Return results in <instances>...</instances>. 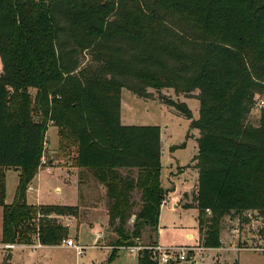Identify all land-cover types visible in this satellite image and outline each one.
Returning <instances> with one entry per match:
<instances>
[{"label": "trees", "instance_id": "16d2710c", "mask_svg": "<svg viewBox=\"0 0 264 264\" xmlns=\"http://www.w3.org/2000/svg\"><path fill=\"white\" fill-rule=\"evenodd\" d=\"M0 58L2 243L53 246L69 236L57 217L76 216L77 205L26 196L50 122L60 149L74 151V166L105 184L115 244H135L146 228L159 231L169 193L161 181V127L122 123L123 88L142 97L170 88L199 100L197 118L186 102H165L200 132L193 165L203 245H221L227 216L253 212L264 232V106L257 124L247 121L264 94V0H0ZM8 168L19 170L11 204ZM138 264L159 263L144 250Z\"/></svg>", "mask_w": 264, "mask_h": 264}, {"label": "rangeland", "instance_id": "374dc122", "mask_svg": "<svg viewBox=\"0 0 264 264\" xmlns=\"http://www.w3.org/2000/svg\"><path fill=\"white\" fill-rule=\"evenodd\" d=\"M89 57L83 58V64H87ZM2 62L0 58V75ZM149 96L142 97L133 91L123 88L121 92V120L124 124L134 125H158L161 127L162 155H161V181L164 188L176 191L183 195L187 193V201L196 205L195 191L197 186L198 170L194 167L193 157L198 153V138L200 132L191 127V119L181 114L176 108L167 104L165 99L184 101L192 110L194 118L199 116V100L196 97H188L184 94H176L173 89L163 88L156 90L149 88ZM198 91L196 90L195 93ZM32 93L35 91L32 89ZM256 105L247 121L253 124L259 122L260 110L264 106V94H257ZM44 159L46 163L39 168L31 185L35 191H26L27 200L30 203L42 201L45 204L77 205L76 216L66 215L57 217V220L69 227V236L79 243L88 245L84 253L78 256L75 250L65 246L43 245L39 242H17L16 248L0 246L1 264H105L113 249H117L116 258L109 264H137V254L131 253L124 245H116L117 234L109 220L110 202L105 184L100 182L93 170H81L74 168L71 155L59 147L58 128L53 122L49 123L46 133ZM49 168V169H48ZM121 172L137 176L138 170H125ZM19 184V170L8 168L6 170V202L11 204L15 200ZM104 185V186H103ZM187 185L188 191H184ZM39 190H36L37 188ZM59 187V188H57ZM104 188V189H103ZM167 198V197H166ZM134 210L140 205V190L133 192ZM170 201V200H169ZM97 202V203H95ZM1 211V208H0ZM197 208H183L175 210L169 203L161 208L160 223L168 230L182 233L196 231L198 229ZM1 215V213H0ZM133 215L127 226L131 227L134 221ZM233 221H232V220ZM225 217L222 229L228 231L227 245L233 238L230 229L239 222L241 228V243L247 238H253L255 234L263 235V221L243 216ZM1 231V217H0ZM102 231L104 237L97 239V232ZM201 234L200 230L199 233ZM229 234V235H228ZM202 235V234H201ZM202 240V238H201ZM135 244L152 245L159 242V231L154 232L146 228L141 238H135ZM0 243L1 239H0ZM222 243V241H221ZM98 244L99 247L92 245ZM195 246L198 244H180L171 246ZM168 246V245H167ZM170 246V245H169ZM228 251L229 257L225 264H264V253L251 249ZM200 249H192L189 256ZM9 253V258L6 255ZM155 260V259H154ZM157 261V260H155ZM175 260L174 262H177ZM158 262V261H157ZM159 263V262H158ZM163 264V263H162Z\"/></svg>", "mask_w": 264, "mask_h": 264}, {"label": "built area", "instance_id": "2783aa9c", "mask_svg": "<svg viewBox=\"0 0 264 264\" xmlns=\"http://www.w3.org/2000/svg\"><path fill=\"white\" fill-rule=\"evenodd\" d=\"M47 1V0H45ZM2 70V68H1ZM45 152V150H44ZM44 153L41 160V167L44 163H46V160L44 159ZM49 169V168H48ZM28 190L33 192L35 191V187L32 185L28 186ZM169 198H165L162 202V206L164 204H167L169 202ZM206 213L208 216L212 215V210L210 208L206 209ZM247 217L253 218V212H248ZM241 224V223H240ZM239 222L236 223L233 227L230 229V235L233 236V238L237 237L238 239L232 240L228 243V249L233 250H241V249H251L258 252L264 253V234H255L253 238H247L245 241H243V244L241 243V228H240ZM104 233L102 231L97 232V239L103 238ZM39 242V241H38ZM40 242L39 245L40 246ZM59 245L65 246L67 248L75 250L76 254L78 256L82 255L85 251V249L88 247V245L79 243L76 239L73 237L67 236L61 239L59 242ZM0 246H5L6 248H16L17 245L15 243H0ZM93 247H99L100 245L95 244L92 245ZM123 248H127L131 253L140 255L144 250H149L152 253V258L157 260L159 263H171L175 260L178 261H186L189 258V251L192 249H202L203 247H195V246H165L160 243L152 244V245H143L141 243L131 244V245H125L122 246Z\"/></svg>", "mask_w": 264, "mask_h": 264}, {"label": "crops", "instance_id": "0c3cea01", "mask_svg": "<svg viewBox=\"0 0 264 264\" xmlns=\"http://www.w3.org/2000/svg\"><path fill=\"white\" fill-rule=\"evenodd\" d=\"M74 168H76L74 166ZM78 168V167H77ZM81 170H86V168H79ZM196 183L198 184V173H197V181ZM33 186V185H32ZM104 186V185H103ZM186 188L187 185L183 186V188ZM37 188V187H36ZM59 188V187H57ZM104 189V188H103ZM36 190H39L37 188ZM197 190V186H196ZM184 191H188V188H186ZM197 191H195L196 193ZM167 197L170 199L168 202L171 207L175 210H181L183 208V205L185 203H191L187 201V193L184 192L183 195L180 193H177V190L174 191H169ZM37 204H45L42 201L36 202ZM97 203V202H95ZM191 208H197L196 205H191ZM1 213V211H0ZM198 214V213H197ZM1 217V215H0ZM73 217V216H72ZM231 219V217H230ZM232 220V219H231ZM233 221V220H232ZM199 226V224H198ZM1 232V231H0ZM199 233V227L196 231H187L185 233L175 231V230H168L165 226H163L161 223H159V242L162 245L165 246H171V245H180V244H200L202 249L200 251L194 252L192 255L189 256L188 260L186 261H177V262H171V263H163V264H225L227 258L229 257V252L225 251L226 249L231 251L228 248H225L224 245H227L225 241H227V233L228 231H224L222 229L221 231V245L219 247H206L202 243V235L198 234ZM229 235V234H228ZM117 255V254H116ZM116 258V257H115ZM138 259L139 255H137V264H138ZM162 264V263H159Z\"/></svg>", "mask_w": 264, "mask_h": 264}]
</instances>
